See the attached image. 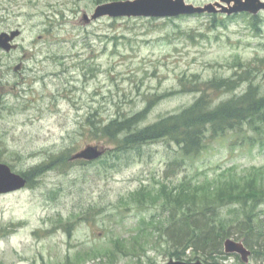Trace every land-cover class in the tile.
<instances>
[{
    "label": "rangeland",
    "instance_id": "rangeland-1",
    "mask_svg": "<svg viewBox=\"0 0 264 264\" xmlns=\"http://www.w3.org/2000/svg\"><path fill=\"white\" fill-rule=\"evenodd\" d=\"M112 1L120 0H0V35L22 33L16 51L0 50V163L16 173L43 170L30 186L0 196V264H242L226 254L208 261L193 249L179 254L164 229L186 207L216 204L217 222L251 217L264 230V125L208 138L187 157L163 138L127 149L130 135L111 141L96 129L149 104L133 131L201 96L219 105L249 83L214 90L210 81H235L241 69L264 91V14L84 25ZM88 146L104 154L69 161ZM221 190L230 195L213 194Z\"/></svg>",
    "mask_w": 264,
    "mask_h": 264
},
{
    "label": "trees",
    "instance_id": "trees-1",
    "mask_svg": "<svg viewBox=\"0 0 264 264\" xmlns=\"http://www.w3.org/2000/svg\"><path fill=\"white\" fill-rule=\"evenodd\" d=\"M255 30H257L256 26ZM251 76V70L243 71L241 69L235 75L237 78L235 81L229 79L210 81V87L214 90L220 88L235 90L240 84L237 81L249 83L243 94L234 96L219 105L212 106L201 96L192 105L178 113L161 119L141 132L138 129L133 131L138 125V118L148 112L149 104L143 112L136 116L121 121L112 120L99 126L96 130L100 136L111 141L123 135H130L129 138L122 141V145H126L124 148L127 149L139 147L146 140L155 137L173 142L186 157L197 154L206 145L208 138H215L225 131H234L242 126H247L248 131L253 129L252 132L255 133V126L264 125V91H261L257 86L254 87L249 79ZM42 172V168L35 167L26 173L25 177H27L29 185H31L30 181ZM230 190L234 189L230 188ZM227 192L228 190L226 192L221 190L217 195L218 191H213V194L228 197L230 194ZM232 196L245 200L244 195L233 194ZM217 206L219 205L210 204L200 208L186 207L177 219H175V215L172 216L170 225H174L164 229L165 236L169 237L172 242L171 246L177 251L179 250V254H183L184 252L180 251L187 249L201 252L208 261L212 256L224 255L222 243L225 239L232 238L241 241L251 251V257L255 259L256 256L263 261L264 230L256 227L255 219L246 217L235 222V225L225 226L223 222L221 224L216 221ZM204 263L210 264L209 262Z\"/></svg>",
    "mask_w": 264,
    "mask_h": 264
},
{
    "label": "water",
    "instance_id": "water-1",
    "mask_svg": "<svg viewBox=\"0 0 264 264\" xmlns=\"http://www.w3.org/2000/svg\"><path fill=\"white\" fill-rule=\"evenodd\" d=\"M264 10V2L261 0H218L214 3H207L203 6H194L185 3V0H127L111 2L99 5L94 10V14L85 23L89 24L102 17L109 18H174L195 14H225L231 16L239 13L257 15ZM20 35L19 31L0 35V49L5 52L15 50L16 46L10 43ZM20 66L14 71L20 70ZM103 154L102 150L94 146H88L72 157V160L84 159L95 160ZM26 185V180L13 173L5 164H0V195L21 190ZM225 254H237L244 263H248L250 251L241 242L232 239L224 241ZM165 264H204L201 261L185 263L179 261H169Z\"/></svg>",
    "mask_w": 264,
    "mask_h": 264
},
{
    "label": "flooded vegetation",
    "instance_id": "flooded-vegetation-1",
    "mask_svg": "<svg viewBox=\"0 0 264 264\" xmlns=\"http://www.w3.org/2000/svg\"><path fill=\"white\" fill-rule=\"evenodd\" d=\"M11 31H9L8 33H10ZM21 37V36H20ZM20 37H18V38H16V40L14 41V43H16V41L20 38ZM17 65H20V67H21V69H22V64L21 63H19V64H17ZM20 69V70H21Z\"/></svg>",
    "mask_w": 264,
    "mask_h": 264
}]
</instances>
